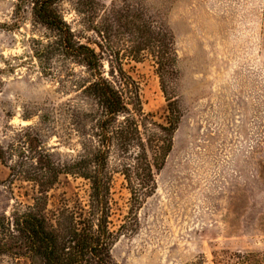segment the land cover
Returning <instances> with one entry per match:
<instances>
[{
	"label": "rangeland",
	"instance_id": "obj_1",
	"mask_svg": "<svg viewBox=\"0 0 264 264\" xmlns=\"http://www.w3.org/2000/svg\"><path fill=\"white\" fill-rule=\"evenodd\" d=\"M142 10L172 35L181 118L154 192L136 214L122 175L110 190L114 264H238L264 258V0H95ZM31 0H0V264H30L8 253L14 214L32 205L34 184L9 181L49 154L71 163L94 135L97 107L83 94L89 73L61 55L56 34L37 24ZM75 35L85 33L77 0L56 4ZM123 69L139 85L142 110L164 125L167 103L152 58ZM120 158L110 154L109 168ZM117 172V171H115ZM89 185L62 176L49 210L77 208ZM1 250H4L2 252Z\"/></svg>",
	"mask_w": 264,
	"mask_h": 264
},
{
	"label": "trees",
	"instance_id": "obj_2",
	"mask_svg": "<svg viewBox=\"0 0 264 264\" xmlns=\"http://www.w3.org/2000/svg\"><path fill=\"white\" fill-rule=\"evenodd\" d=\"M62 0H31L35 22L56 34L61 55L89 73L83 90L97 107L94 135L84 145L83 156L59 163L49 154L25 171L10 168L9 181L18 177L34 184L32 205L12 218L7 252L30 264H114L110 250L120 236L110 229V190L114 173L124 178L130 194V214H136L155 189L154 173L162 169L172 148L181 110L173 91L177 77L171 33L142 10H106L95 0H77L85 16V33L74 34L61 18L56 4ZM152 58L160 89L167 103L164 125L150 120L142 110L139 85L124 71L125 59L135 63ZM120 158L117 170L109 168L111 152ZM0 160L4 152L0 148ZM117 171V172H115ZM72 176L89 185L87 200L77 208L49 210V193L60 178ZM4 252V250H1ZM238 264H264L248 253Z\"/></svg>",
	"mask_w": 264,
	"mask_h": 264
}]
</instances>
